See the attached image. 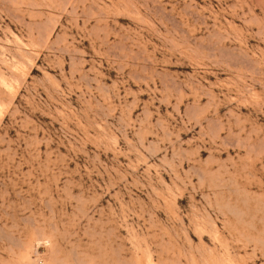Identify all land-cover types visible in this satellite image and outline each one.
Listing matches in <instances>:
<instances>
[{
  "label": "rangeland",
  "instance_id": "374dc122",
  "mask_svg": "<svg viewBox=\"0 0 264 264\" xmlns=\"http://www.w3.org/2000/svg\"><path fill=\"white\" fill-rule=\"evenodd\" d=\"M0 264H264V0H0Z\"/></svg>",
  "mask_w": 264,
  "mask_h": 264
}]
</instances>
